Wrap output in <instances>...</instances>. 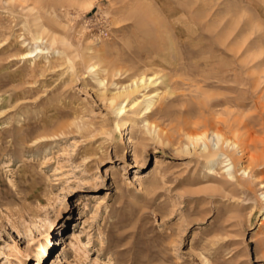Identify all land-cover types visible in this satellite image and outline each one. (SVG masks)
Listing matches in <instances>:
<instances>
[{
  "label": "rangeland",
  "instance_id": "obj_1",
  "mask_svg": "<svg viewBox=\"0 0 264 264\" xmlns=\"http://www.w3.org/2000/svg\"><path fill=\"white\" fill-rule=\"evenodd\" d=\"M0 264H264V0H0Z\"/></svg>",
  "mask_w": 264,
  "mask_h": 264
},
{
  "label": "bare ground",
  "instance_id": "obj_2",
  "mask_svg": "<svg viewBox=\"0 0 264 264\" xmlns=\"http://www.w3.org/2000/svg\"><path fill=\"white\" fill-rule=\"evenodd\" d=\"M39 25L40 24L38 23V28H39V31H37V32H39L38 33V39H39L38 41H40V40L44 41L47 39L45 41L46 42L45 44L49 43V45L51 47H53L54 45L55 46L58 45V43L64 44V41L57 40L56 37L49 35L44 29L41 28V26L39 27ZM36 49H37L36 52L33 51V52L25 53V55H23L25 57V59L26 58L31 59L35 55V53H37L36 56H38L39 53H43V49H41V48H36ZM91 68H92V71H97L95 69L96 68L95 66H92ZM96 76L98 78H100L98 74H96ZM156 76H158V75L156 74V75L147 76L146 74L143 73V74L137 76V78H135L133 80L131 79L132 80L131 84L128 86H125L124 88L122 87V89H123L122 91L117 92L115 95H112L110 98L107 99L108 102L110 101V106L114 108L116 115L118 117H120L126 113V109L128 108V106L129 107L131 106L130 109L132 108V110H134V113L135 114L137 113L138 115L143 114V115H147V117H148L149 114H151L153 112V108L155 105V99L160 97L159 89L155 90V91H149V92L144 93L146 95H144V101L141 104H139V99L137 97L139 96L138 94H141L142 92L148 90L149 88H152L153 86H156V85L159 86L158 83L160 85L161 84L165 85L166 82L164 81V78H162V77L158 78ZM98 83L100 86L105 85V81L101 80V79L98 80ZM136 95H138V96L136 97ZM128 101L130 103L128 105H126L125 103H127ZM144 123H145L147 128L151 125L148 120H144ZM206 130L207 129H205L203 132L200 131L199 133L194 131V133H190V134H188L186 132L185 137L188 140L190 146L185 148L186 150H184L182 152L185 154L191 153L190 152L191 146L193 147L192 151L193 150L194 151L201 150V153H204V154L212 153V151H214V150L222 151L223 154H222V157L220 158L221 159L220 165L224 169L227 168L226 173L231 179H235L236 175L233 174V172H231V171L235 170V167H234V163L232 162V159L229 158L230 157L229 155L232 154V152L235 153V152L240 151L241 145L243 143L240 140L241 136H239L238 134L235 133L234 137H227L224 134H222L220 131L214 130V129L209 134ZM155 133H156V131L153 133V135ZM157 138H158V136H156V139ZM160 165H161V163L159 161L158 167H160ZM242 172H243V175L245 176L248 171H246V169H243ZM247 176L250 177V173H249V175L247 174ZM81 220H82V222L80 224V225H82L81 231L74 230V231L69 233V235L71 237L70 238V244L68 242L67 243L69 245H72V249H74V250H77V244L81 243L83 234L87 229V224L89 221L88 219H85V218L81 219Z\"/></svg>",
  "mask_w": 264,
  "mask_h": 264
}]
</instances>
